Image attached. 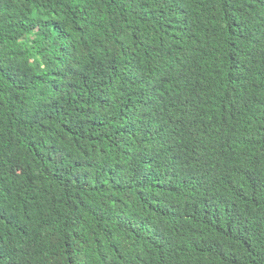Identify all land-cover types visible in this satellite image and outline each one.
Listing matches in <instances>:
<instances>
[{
	"label": "trees",
	"instance_id": "obj_1",
	"mask_svg": "<svg viewBox=\"0 0 264 264\" xmlns=\"http://www.w3.org/2000/svg\"><path fill=\"white\" fill-rule=\"evenodd\" d=\"M0 264H264V0H0Z\"/></svg>",
	"mask_w": 264,
	"mask_h": 264
}]
</instances>
